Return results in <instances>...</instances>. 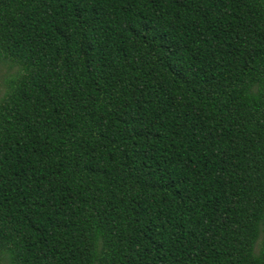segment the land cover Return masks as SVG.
<instances>
[{"label": "trees", "instance_id": "16d2710c", "mask_svg": "<svg viewBox=\"0 0 264 264\" xmlns=\"http://www.w3.org/2000/svg\"><path fill=\"white\" fill-rule=\"evenodd\" d=\"M0 64V264H264V0H0Z\"/></svg>", "mask_w": 264, "mask_h": 264}, {"label": "rangeland", "instance_id": "374dc122", "mask_svg": "<svg viewBox=\"0 0 264 264\" xmlns=\"http://www.w3.org/2000/svg\"><path fill=\"white\" fill-rule=\"evenodd\" d=\"M9 72V68L6 65L0 64V82H1V77L6 75ZM12 72V71H11ZM3 94V87L0 85V97Z\"/></svg>", "mask_w": 264, "mask_h": 264}]
</instances>
